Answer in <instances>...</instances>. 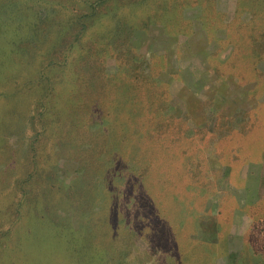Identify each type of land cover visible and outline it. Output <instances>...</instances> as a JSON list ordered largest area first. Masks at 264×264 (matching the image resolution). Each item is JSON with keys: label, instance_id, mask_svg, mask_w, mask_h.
<instances>
[{"label": "rangeland", "instance_id": "1", "mask_svg": "<svg viewBox=\"0 0 264 264\" xmlns=\"http://www.w3.org/2000/svg\"><path fill=\"white\" fill-rule=\"evenodd\" d=\"M13 1L0 264H264V0Z\"/></svg>", "mask_w": 264, "mask_h": 264}, {"label": "crops", "instance_id": "2", "mask_svg": "<svg viewBox=\"0 0 264 264\" xmlns=\"http://www.w3.org/2000/svg\"><path fill=\"white\" fill-rule=\"evenodd\" d=\"M3 1H5V2H7L9 4L7 6L6 5H2V2ZM13 2H14L13 0H0V19L8 18L11 22H14V23L17 22V14H15L13 12V8L15 7V4ZM3 12H5L6 15L3 14ZM15 70L16 69H14V71ZM1 72H3V71L0 69V74H1ZM13 76H14V74L11 73L10 78L12 79ZM60 130H77V129H76V127L74 125H71V124H67L66 123V124H64L63 127H60ZM90 130H98V127L96 125H94L92 127V124H91L90 125ZM114 130H126V129H125L124 125L119 124V125L116 126V128ZM138 130H146V126H143L142 125V127L140 129H138ZM153 130H156V128H154ZM177 130H178V127H177ZM30 146H31V144H29V145L27 144V147L28 148ZM19 164L20 163H18L17 166ZM16 170H17V168H16ZM10 229H12V228H10ZM13 240L14 241H11V243L9 242L10 245H13L14 248H19L20 247L21 249L25 250V252H26V250H27L26 247H25L26 245L24 246L23 244H19L15 239H13ZM28 257L29 256H26V258H28ZM1 259H2V257H1ZM3 263L4 264H19V263H22V257L21 256H17L16 254L8 255V256H5L4 257Z\"/></svg>", "mask_w": 264, "mask_h": 264}, {"label": "trees", "instance_id": "3", "mask_svg": "<svg viewBox=\"0 0 264 264\" xmlns=\"http://www.w3.org/2000/svg\"><path fill=\"white\" fill-rule=\"evenodd\" d=\"M34 11V10H33ZM42 10H36V15L39 17ZM24 13V12H23ZM25 15V14H24Z\"/></svg>", "mask_w": 264, "mask_h": 264}]
</instances>
